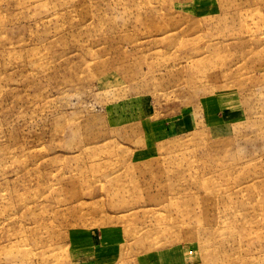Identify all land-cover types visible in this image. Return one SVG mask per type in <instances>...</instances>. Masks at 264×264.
Here are the masks:
<instances>
[{
	"label": "rangeland",
	"instance_id": "rangeland-1",
	"mask_svg": "<svg viewBox=\"0 0 264 264\" xmlns=\"http://www.w3.org/2000/svg\"><path fill=\"white\" fill-rule=\"evenodd\" d=\"M0 264H264V0H0Z\"/></svg>",
	"mask_w": 264,
	"mask_h": 264
}]
</instances>
